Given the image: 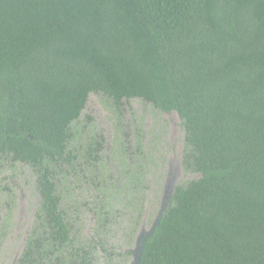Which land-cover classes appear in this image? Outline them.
I'll list each match as a JSON object with an SVG mask.
<instances>
[{"label":"trees","instance_id":"trees-1","mask_svg":"<svg viewBox=\"0 0 264 264\" xmlns=\"http://www.w3.org/2000/svg\"><path fill=\"white\" fill-rule=\"evenodd\" d=\"M91 92L177 113L200 173L139 264H264V0H0V153L61 158ZM51 184L49 239L63 243Z\"/></svg>","mask_w":264,"mask_h":264},{"label":"rangeland","instance_id":"rangeland-1","mask_svg":"<svg viewBox=\"0 0 264 264\" xmlns=\"http://www.w3.org/2000/svg\"><path fill=\"white\" fill-rule=\"evenodd\" d=\"M69 130L67 149L77 154L71 165L58 172V189L66 220L72 223L71 235L79 245L99 240L110 251L102 259L96 255L97 264H128L130 253L122 252L134 247L142 227H150L163 196L169 199L173 186L199 177L182 164V120L175 112L164 113L139 98L123 99L118 107L106 95L91 92ZM96 141L99 154L90 164L83 150L95 147ZM5 161L0 166V264H14L24 247L28 214L19 207L21 200L16 203L15 188L3 189L8 177L3 170L19 176L20 186L29 189L24 195L28 213L37 194L31 166ZM6 201L12 204L6 207Z\"/></svg>","mask_w":264,"mask_h":264},{"label":"flooded vegetation","instance_id":"flooded-vegetation-1","mask_svg":"<svg viewBox=\"0 0 264 264\" xmlns=\"http://www.w3.org/2000/svg\"><path fill=\"white\" fill-rule=\"evenodd\" d=\"M120 105H115V106L119 107ZM69 139H71V133ZM69 139L67 140L66 147L61 158H52L50 155L44 154L42 157L38 158L37 161H32L28 159L27 160L24 159L23 161L20 158L16 157L14 152L0 153V166H2V160H6L5 162L7 164L17 163V164L28 165L29 167L31 166V171H33L35 175L33 190L36 192L37 198L35 199L32 205V209H31L32 211L28 213L29 204L24 203V195L28 194L29 189L24 191V189L20 186L21 182L19 176H11L12 172L7 173L5 170H3V175L6 174L8 175L7 179L4 180L3 182L5 185L3 189L7 190V192H10L11 188H15V190L17 191L16 203L19 200H21L22 207L21 206L19 207L24 210V213L27 212L28 214V216L25 218L24 228H23L24 247L14 264L19 263V259L23 253H25L26 255L25 264H33V262L29 263L30 259L32 260L35 259L33 255H35L36 257L35 260L37 264H52V262H55L59 259L67 260L68 262L71 260V257H73V255L77 253L85 255L82 258H80V260L83 259L85 262H87V264H97L96 255L100 254L102 259L104 254L107 255L110 254L109 253L110 251L108 249H105L99 240H95V241L91 240L87 243V245L83 246L82 244L79 245L75 243L76 242L75 236L71 235L72 223L70 222V220H66V216H67L66 211L64 208H62V203H61L62 196L58 189V184L60 181L58 172H60L61 169L71 165L74 158H76V154H77V153H72L70 150L67 149V144ZM91 147L92 145H88L83 150L85 155V160L90 164H92V160H91L92 158L94 161H97L96 159L99 154L100 144L99 142L96 141L95 147L93 148ZM184 160H185V149L182 154V164L184 168H186L184 164ZM50 184H51L50 195L53 196L54 199H56L55 201H56L57 211L61 214L67 228V241L63 243H60L58 240L51 241L49 239L51 238V231H50V226L48 225L49 221L47 216L48 209L46 202V194H47L46 189L49 187ZM169 199L167 198V196H165L163 203L164 207L162 208L161 212L165 210L166 202H168ZM171 201L172 199H170V204ZM11 204H12L11 201H6L5 205L6 207H9V205ZM0 206H1V200H0ZM146 236L147 235L143 234L140 237V241H143ZM125 252L130 253V251L127 250V251H123L122 254H125Z\"/></svg>","mask_w":264,"mask_h":264},{"label":"water","instance_id":"water-1","mask_svg":"<svg viewBox=\"0 0 264 264\" xmlns=\"http://www.w3.org/2000/svg\"><path fill=\"white\" fill-rule=\"evenodd\" d=\"M184 132H185V129H184ZM185 138H186V135H185ZM199 177H200V173H199ZM175 189H176V186H173L171 188L170 193L168 192V196L170 197V199L173 196ZM163 198H165V197L163 196ZM170 199H169L168 202H166V207H165V210L163 212H161V210L164 207L163 204H162V203H164V200L162 201L161 206H160V209L158 210V212H157L155 218L153 219V222L151 223L150 227L148 229H145L144 227H142V229L137 234L136 239H135V245H134V247L128 249L130 251V258H129L128 264H139V259H140V255H141V251H142V247H143V241H140V237L143 234H145V235H149L150 234V232L153 229V227L157 224L159 217L169 207V205H170Z\"/></svg>","mask_w":264,"mask_h":264}]
</instances>
